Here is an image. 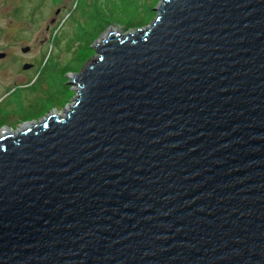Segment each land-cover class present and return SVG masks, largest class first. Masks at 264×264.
I'll return each instance as SVG.
<instances>
[{
  "label": "water",
  "instance_id": "obj_1",
  "mask_svg": "<svg viewBox=\"0 0 264 264\" xmlns=\"http://www.w3.org/2000/svg\"><path fill=\"white\" fill-rule=\"evenodd\" d=\"M157 10L0 137V264H264V0Z\"/></svg>",
  "mask_w": 264,
  "mask_h": 264
},
{
  "label": "rangeland",
  "instance_id": "obj_2",
  "mask_svg": "<svg viewBox=\"0 0 264 264\" xmlns=\"http://www.w3.org/2000/svg\"><path fill=\"white\" fill-rule=\"evenodd\" d=\"M161 1L102 0L90 8L88 0H0V51L13 54V59L0 61V132L11 128L17 134L27 123L56 113L64 116L78 95L74 75L99 55L97 40L105 35L94 38L99 27L108 25L107 32L117 28L123 34L147 28ZM58 9L60 17L52 23ZM26 46L28 53L22 52ZM78 59L82 62L74 68ZM24 62L33 63L28 73Z\"/></svg>",
  "mask_w": 264,
  "mask_h": 264
},
{
  "label": "flooded vegetation",
  "instance_id": "obj_3",
  "mask_svg": "<svg viewBox=\"0 0 264 264\" xmlns=\"http://www.w3.org/2000/svg\"><path fill=\"white\" fill-rule=\"evenodd\" d=\"M60 1H64V0H60ZM96 3H98V4L101 5V4H102V0H88V4L91 5L90 8H94V7H96V5H95ZM60 8H61V12H62V10L64 11V9H66L64 5L61 6ZM100 8L102 9L101 6H100ZM61 12H60V9H58V10L56 11V15L51 17V22H52V23H54L55 21H57V20L59 19ZM83 16L85 17V13H84ZM82 21L84 22V19H82ZM101 26H103V25H101ZM29 51H30V50H29ZM29 51L24 52V53H28ZM3 52H4V51H0V53H3ZM22 52H23V51H22ZM4 53H6V55H5L4 57H0V61H3V62L5 63V62H7V61L13 59V54H12L11 52H4ZM25 64H30V65H31V66L28 67V68H24V70H26V72L28 73L30 70L33 69V63H31V62H24V63H23V67H24ZM20 85H21V83H16V86H20ZM9 129H10V130H13V129H11V128H9ZM9 129H6L5 131H9Z\"/></svg>",
  "mask_w": 264,
  "mask_h": 264
},
{
  "label": "trees",
  "instance_id": "obj_4",
  "mask_svg": "<svg viewBox=\"0 0 264 264\" xmlns=\"http://www.w3.org/2000/svg\"><path fill=\"white\" fill-rule=\"evenodd\" d=\"M148 14H149V13H148ZM148 14L146 15V19H144V20H147V18H148ZM107 26H108V25L100 26L98 32L95 33L94 38H95L97 35H100V34H101V33L107 28ZM94 38H93V40H94ZM93 40H91V41H93ZM81 62H82V60L78 59V62H77V64L74 66V68L78 67V66L80 65ZM39 99H43V98L41 97V98H39ZM45 103H46V102L41 103L40 105H38L37 108L41 107V106L44 105ZM37 108H36V109H37Z\"/></svg>",
  "mask_w": 264,
  "mask_h": 264
},
{
  "label": "bare ground",
  "instance_id": "obj_5",
  "mask_svg": "<svg viewBox=\"0 0 264 264\" xmlns=\"http://www.w3.org/2000/svg\"><path fill=\"white\" fill-rule=\"evenodd\" d=\"M147 29V28H146ZM109 30V29H108ZM107 30V31H108ZM110 30H117V28H112V29H110ZM118 31V30H117ZM73 104H71V106H72ZM71 109V108H70ZM57 114V113H56ZM35 123H27V124H25L23 127H24V129H21L20 131H22V130H25V129H27V128H29V127H31V126H33ZM6 134H14V132L12 131V130H9V131H1L0 132V137L1 136H4V135H6Z\"/></svg>",
  "mask_w": 264,
  "mask_h": 264
}]
</instances>
